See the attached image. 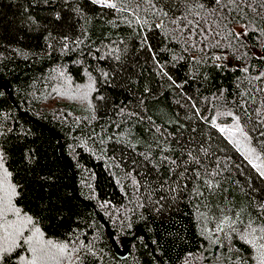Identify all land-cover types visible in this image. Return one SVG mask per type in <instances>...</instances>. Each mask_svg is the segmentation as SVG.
<instances>
[{
  "label": "trees",
  "instance_id": "16d2710c",
  "mask_svg": "<svg viewBox=\"0 0 264 264\" xmlns=\"http://www.w3.org/2000/svg\"><path fill=\"white\" fill-rule=\"evenodd\" d=\"M110 2L117 7L92 0H0V82L15 99L14 104L0 88V152L18 193L13 205L21 210L19 217L8 215L0 224L12 225L11 233L26 217L33 219L23 238L39 229L42 256L51 249L56 253L51 262L42 258L37 264H261L264 240L249 244L253 236L242 233L239 222L254 221L255 236L264 235V210L258 197L250 200L249 191V183L264 181L248 162L264 164L256 133L249 131L264 121V94L258 91L264 81L255 79L264 73V0L248 6L258 16L249 12L230 28H243L246 37L222 38L219 47L203 53L185 51L182 43L158 34L155 18L145 14L147 0L139 7L128 0ZM145 36L154 58L141 43ZM247 92L252 93L249 123H241L251 141L211 124L214 117L220 127H232V117L216 113L235 110L220 102ZM156 128L165 136L176 129L203 142L209 155L197 154L195 143L192 154L202 167H216L214 160H220L222 191L207 194L208 200L177 194L162 213L145 202L132 165L140 173L150 168L141 153ZM59 137L76 175L61 158ZM165 146L178 156V143L169 137ZM250 148L256 152L249 154ZM225 215L236 221V232L226 240L225 233H215ZM223 226L227 232L229 225ZM109 230L119 247L133 238L126 258L115 254ZM3 232L0 228V237ZM217 235L223 247L210 245ZM30 246L21 242L3 264H26L33 259Z\"/></svg>",
  "mask_w": 264,
  "mask_h": 264
},
{
  "label": "snow or ice",
  "instance_id": "6c2138e0",
  "mask_svg": "<svg viewBox=\"0 0 264 264\" xmlns=\"http://www.w3.org/2000/svg\"><path fill=\"white\" fill-rule=\"evenodd\" d=\"M92 2L113 9L117 7L116 3H112L110 0H92ZM128 2L129 4L135 3V5L139 7L144 3V0H128ZM254 4L255 0H147L145 14L155 18L154 29L157 30L158 34L165 35L177 43H182L185 46L183 49L185 51L191 49L194 52L199 51L203 53L205 49L209 47H219L222 38L227 39L231 36L237 38L246 37L248 33L243 28L238 32H232L230 28H236L237 18L245 19V17L249 15V12L258 16L259 13L255 12V7L248 9L249 5ZM73 6L74 3L70 5V7ZM261 7H264V5H261ZM133 11L135 12L136 8H134ZM55 18L60 19L58 13L55 14ZM144 23L147 24V21ZM161 29H163L162 33L159 31ZM262 31H264V29H262ZM62 39L67 42L69 37L65 35ZM141 43L148 49L149 54L154 58L152 45L148 43L146 36ZM64 46L67 47V43H65ZM113 51L118 50L113 49ZM116 59H120L119 55L116 56ZM195 59L196 57L193 56V60ZM216 59L219 60L220 57H216ZM247 71V68H245L244 72L247 73ZM106 75L105 73V76ZM255 79L264 81V73L258 74ZM258 91L264 94V84L261 85ZM223 95L224 92L221 91L220 96L223 97ZM251 95V92L240 93L231 102L227 99L221 101V106L230 103L235 111L218 112L216 115H227L232 117L233 125L232 127H220L213 117L211 119L212 126L217 127L218 131L221 133L228 132L232 136L240 134L245 140H253V137L245 132L241 123L242 121L244 124L249 123L247 105L250 103L249 98ZM139 102L143 103V100L141 99ZM121 111H123V109ZM213 111L215 112V107ZM253 111H255V109H253ZM129 115L131 116L133 113H129ZM205 119L207 120L208 117H205ZM149 123H152L151 118H149ZM177 128L182 130L184 126L178 124ZM152 131L157 135L148 143L146 151L141 153L145 163L149 164L150 168L140 173L139 169H137L135 165H132V171L141 177L139 181H134V183L144 191L145 202L151 203L157 213H162L167 207H171L177 200V194L191 192L208 200L209 197L207 194L215 196L218 192L222 191V182L219 177L223 169L220 160H214L216 167H211L210 165H204L202 167L201 165L203 162L197 159L196 155L192 154L194 150L190 145L195 143V151L197 154L202 151L205 157L209 155L207 147L201 146L203 142H196L193 139H189L183 136L182 132L176 131V129H173L175 135L168 133L167 136L164 135L160 128H156ZM249 131L256 133L254 142L260 151L264 152V121H261L256 127L250 128ZM169 137L172 142L178 143L180 146L178 156H171L169 153L175 151V149L165 146L168 143ZM161 139L164 140L163 144L160 143ZM153 144H155V149L152 147ZM185 148H187V152H184ZM248 152L249 154H253L256 152V148H250ZM186 156L188 159H185ZM256 158L259 159L258 156ZM5 160L6 157L4 153L0 152V220L6 221L10 213L19 217L21 210L16 208L12 202L13 197L18 195V193L15 185L9 183V178L12 174L4 166ZM248 162L251 164L252 168L256 170L259 180L264 181V164H252L251 160ZM150 173H154L152 178H149ZM153 179H159V183L154 184ZM251 179V177L248 178L249 181H251ZM173 184L175 187H173ZM190 184L191 188H189ZM249 191L251 194L250 200L253 197H258L259 199L257 202L260 208L264 210V184L249 183ZM152 192L156 193L155 197L151 196ZM205 207H207V205H205ZM235 215L239 216V214ZM220 219L221 224L215 228V233H225L223 239L226 240L228 233L236 232V228L233 227L236 221H233L227 215ZM253 223L255 222L253 221L247 224H245L244 221L239 222L240 231L246 234V236H253L252 240H248L249 244H255L257 238L264 240V235L260 237L255 236L257 229L253 227ZM28 225H34V221L31 217H26V219L20 221L11 233L8 232V228L13 227L12 225H8L7 227L0 225V228H3L5 233L3 237H0V240L3 241L0 243V264H3L5 256L19 246L21 242L31 245L30 252L32 253L33 259L30 260L28 264H37V261L43 258L42 253H44V249L38 246L41 235L39 229L33 233V236L27 239L23 238V231ZM223 225H229L227 232H225ZM260 232L264 233V227L260 229ZM208 236L212 237L213 232L210 231ZM48 243L51 244V241ZM210 245L223 247L222 238L219 235L215 236L214 239H210ZM259 247L261 250H264V243H261ZM261 264H264V255H262L261 258Z\"/></svg>",
  "mask_w": 264,
  "mask_h": 264
},
{
  "label": "water",
  "instance_id": "95a60500",
  "mask_svg": "<svg viewBox=\"0 0 264 264\" xmlns=\"http://www.w3.org/2000/svg\"><path fill=\"white\" fill-rule=\"evenodd\" d=\"M0 88L7 92L11 99H12V102L15 104V99H14V96L13 94L10 92L9 90V87L8 85L6 84V82L4 80H2L0 82ZM39 125H41L42 127L46 128L45 126H43L41 123H38ZM47 130H49L48 128H46ZM59 140L61 141V146H60V155H61V158L63 160V162L66 164V166L73 172L74 175H76V172L74 170V167L71 165V163L69 162V160L66 158L65 154H64V151H63V142L61 140V138L59 137ZM141 232V228L138 227L136 229V234H139ZM109 234H110V238H111V241H112V244H113V248H114V251H115V254L119 257V258H126L128 255H129V242L133 239V238H130L128 240L125 241L124 243V248L122 249L121 247H119L113 237V234L111 233V231L109 230Z\"/></svg>",
  "mask_w": 264,
  "mask_h": 264
},
{
  "label": "rangeland",
  "instance_id": "374dc122",
  "mask_svg": "<svg viewBox=\"0 0 264 264\" xmlns=\"http://www.w3.org/2000/svg\"><path fill=\"white\" fill-rule=\"evenodd\" d=\"M232 62H233V59L232 58H230L229 59V65H232ZM8 215H11V213L10 214H8ZM18 219V218H17ZM1 225V224H0ZM2 230H3V228H1ZM4 233V232H3ZM5 234V233H4ZM1 241V243L3 242L2 240H0ZM39 244H42V245H44L43 244V242H40ZM45 244L46 245H48L46 242H45ZM31 247V246H30ZM122 249H123V247H121ZM52 250V249H51ZM48 250V254H47V256L46 257H43V259L45 260V261H50V258H52V257H54L55 255H56V253H55V251L54 250ZM32 258H33V256H32ZM28 262L29 261H25V263L26 264H28ZM51 262V261H50Z\"/></svg>",
  "mask_w": 264,
  "mask_h": 264
}]
</instances>
